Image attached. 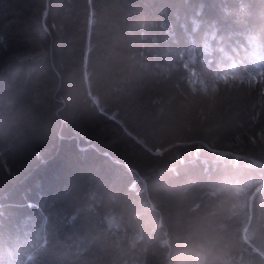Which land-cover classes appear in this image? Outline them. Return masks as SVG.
<instances>
[{
	"label": "trees",
	"instance_id": "16d2710c",
	"mask_svg": "<svg viewBox=\"0 0 264 264\" xmlns=\"http://www.w3.org/2000/svg\"><path fill=\"white\" fill-rule=\"evenodd\" d=\"M0 264H264V0H0Z\"/></svg>",
	"mask_w": 264,
	"mask_h": 264
}]
</instances>
